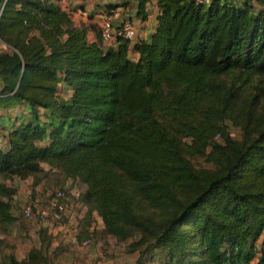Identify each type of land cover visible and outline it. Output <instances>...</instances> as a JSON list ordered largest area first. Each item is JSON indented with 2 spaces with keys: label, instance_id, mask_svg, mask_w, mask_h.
I'll return each mask as SVG.
<instances>
[{
  "label": "trees",
  "instance_id": "1",
  "mask_svg": "<svg viewBox=\"0 0 264 264\" xmlns=\"http://www.w3.org/2000/svg\"><path fill=\"white\" fill-rule=\"evenodd\" d=\"M154 1L147 40L103 46L53 0H0V109L26 106L0 131V228L16 193L1 178L43 163L84 186L76 202L105 234L135 236L139 258L264 264V0ZM132 2L145 20L149 0L104 13ZM60 83L69 96L57 100ZM42 228L47 245L64 229ZM13 257L46 264L39 250Z\"/></svg>",
  "mask_w": 264,
  "mask_h": 264
},
{
  "label": "rangeland",
  "instance_id": "2",
  "mask_svg": "<svg viewBox=\"0 0 264 264\" xmlns=\"http://www.w3.org/2000/svg\"><path fill=\"white\" fill-rule=\"evenodd\" d=\"M0 50H4V45L1 43ZM54 96L57 100L66 99L69 96V91L60 83ZM25 107V105L7 107L4 110V126H0V130H5L8 123L19 117L16 113L21 115L22 119H25ZM39 112H44V110L39 109ZM2 120L3 116L0 118V121ZM228 132L235 139L239 136L238 130L233 128L230 123H228ZM194 164L197 167H206V164L200 159L196 160ZM41 168V173L28 176L25 179L1 178L3 183L16 190L14 194L16 202L21 203L32 200L36 194V198H41L45 192L46 194L50 193V191L60 186L65 188L66 194L71 200H80L84 190L82 184L70 179L63 180L59 174L46 164L42 163ZM32 194H35L33 198H31ZM19 209V206L12 207L13 223L5 226V228L4 226L0 228V264H10L6 259V254L13 253V258L19 259L29 250H39L46 264H166L163 251L160 249L150 253L151 256L145 254L142 258H139L138 249L132 246L133 237L135 236L118 241L115 237L105 234L102 230L100 218L93 210L89 211L87 206H79L76 203V206L73 207L74 213L80 210V213H84L82 216H85V221L82 219L84 221L83 225L78 223L76 229L81 230V235L85 230L90 234V237L88 236L89 242L85 246L81 245L76 235H74L73 227L54 230V233L51 234L52 242L49 245H47V240L42 243L40 233H42L43 228L37 223L23 218ZM82 236L85 237V235Z\"/></svg>",
  "mask_w": 264,
  "mask_h": 264
},
{
  "label": "built area",
  "instance_id": "3",
  "mask_svg": "<svg viewBox=\"0 0 264 264\" xmlns=\"http://www.w3.org/2000/svg\"><path fill=\"white\" fill-rule=\"evenodd\" d=\"M196 3H207L208 0H194ZM99 38L105 46L114 45L118 38L132 41L135 38V28L128 17L115 20V11L104 13L101 17L99 27ZM46 194V193H45ZM44 194L41 198H36L24 202H16L14 196L8 200L11 207H20L23 218L37 223L41 227H73L77 224V219L81 217L80 210L76 213L73 207L76 200H71L60 189H54L50 193ZM66 218L67 223L62 224ZM75 231V229H74ZM88 240L80 242L85 246Z\"/></svg>",
  "mask_w": 264,
  "mask_h": 264
},
{
  "label": "crops",
  "instance_id": "4",
  "mask_svg": "<svg viewBox=\"0 0 264 264\" xmlns=\"http://www.w3.org/2000/svg\"><path fill=\"white\" fill-rule=\"evenodd\" d=\"M53 1H55L60 6L61 9H63L70 15V19L75 25L81 24L88 27L87 37L89 40L99 41L100 21L102 15L105 12V8L106 6H108V4L117 3L119 0H53ZM146 8L148 13L145 20H139L135 17V13H134L135 4L133 2L126 7H116L115 9L112 10L113 12L115 11V20L117 21L122 19L123 17L130 18L135 28V38L133 40H142V41L147 40L149 35L153 32L156 22L155 17L157 14L155 1L149 0ZM102 45L104 46L103 43ZM0 115L3 116V120L0 121V126H4L3 109H0ZM16 115L19 116V114L17 113ZM9 125L11 124L8 123L7 127H9ZM2 147H4V141L0 136V148Z\"/></svg>",
  "mask_w": 264,
  "mask_h": 264
}]
</instances>
